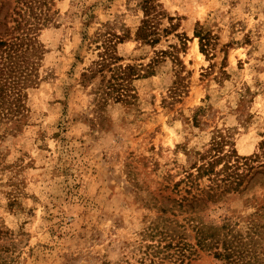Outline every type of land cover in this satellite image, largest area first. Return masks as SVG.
I'll return each instance as SVG.
<instances>
[{"label":"rangeland","instance_id":"rangeland-1","mask_svg":"<svg viewBox=\"0 0 264 264\" xmlns=\"http://www.w3.org/2000/svg\"><path fill=\"white\" fill-rule=\"evenodd\" d=\"M25 1L0 264H264V0Z\"/></svg>","mask_w":264,"mask_h":264},{"label":"trees","instance_id":"trees-1","mask_svg":"<svg viewBox=\"0 0 264 264\" xmlns=\"http://www.w3.org/2000/svg\"><path fill=\"white\" fill-rule=\"evenodd\" d=\"M25 2L28 7H31V8L33 7L32 1L26 0ZM7 23L8 22H6L5 17H3V19L0 21V26L4 25L6 29H10L8 28ZM148 31H149L148 21H146L144 25L141 28H139L138 36L140 38L145 39L150 34L152 35L155 33V32H148ZM0 35L3 36V34H0ZM1 36H0V108L2 104L5 102V100L10 96L7 86L11 84V82L8 80L7 77L1 76V75L5 74L6 71L7 72L14 71L15 65H17V62L19 60H21L20 59L21 52L19 49L25 46L24 40L27 41L25 42L27 47L26 49H22V50H24L26 54L29 50V47L31 46V43L33 42V39L30 38L28 35L22 38H19V37L14 38L12 36L6 40H3ZM156 41H157L156 39L153 40V42H156ZM204 42H206V44ZM204 42L202 44L203 45L202 49H206L207 44H208L206 40H204ZM109 46H107L108 48L105 50L106 52L109 51ZM0 112H1V109H0Z\"/></svg>","mask_w":264,"mask_h":264},{"label":"clouds","instance_id":"clouds-1","mask_svg":"<svg viewBox=\"0 0 264 264\" xmlns=\"http://www.w3.org/2000/svg\"><path fill=\"white\" fill-rule=\"evenodd\" d=\"M262 19H264V17H262ZM262 79H264V77H262ZM177 127H179V125H177Z\"/></svg>","mask_w":264,"mask_h":264}]
</instances>
